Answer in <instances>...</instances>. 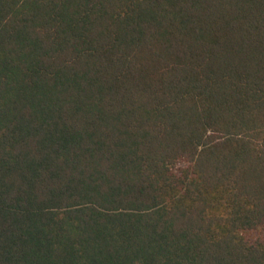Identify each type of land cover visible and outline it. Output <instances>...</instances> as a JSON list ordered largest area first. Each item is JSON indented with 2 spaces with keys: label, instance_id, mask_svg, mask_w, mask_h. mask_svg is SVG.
Instances as JSON below:
<instances>
[{
  "label": "trees",
  "instance_id": "16d2710c",
  "mask_svg": "<svg viewBox=\"0 0 264 264\" xmlns=\"http://www.w3.org/2000/svg\"><path fill=\"white\" fill-rule=\"evenodd\" d=\"M0 264H264V0H0Z\"/></svg>",
  "mask_w": 264,
  "mask_h": 264
}]
</instances>
